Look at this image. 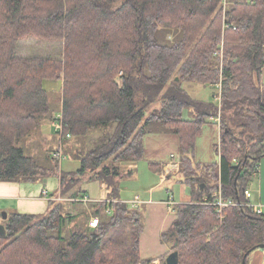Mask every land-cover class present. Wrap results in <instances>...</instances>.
<instances>
[{"label":"trees","instance_id":"trees-1","mask_svg":"<svg viewBox=\"0 0 264 264\" xmlns=\"http://www.w3.org/2000/svg\"><path fill=\"white\" fill-rule=\"evenodd\" d=\"M0 0V181H38L59 171L27 155L19 141L31 136L53 107L45 80H62L63 144L102 129L96 143L74 158L75 171L59 172L62 196L83 195L82 179L100 180L107 201L94 203L96 227L64 236L76 215L50 201L44 216L11 213L0 234V264H155L141 255L142 213L120 199L119 163L141 161L146 127L159 122L180 137L178 174L191 202L178 203L163 232L180 264H243L264 244V213L226 208L216 201L244 200V190L264 157V0ZM181 33L164 44L158 31ZM61 42L62 56H19L20 42ZM184 83L214 85V101L194 98ZM159 109L147 114L155 102ZM192 108L193 119L183 118ZM218 119V163L194 160L204 126ZM66 141V142H65ZM115 166H109L110 159ZM130 175L133 170H130ZM127 174L125 173L124 176ZM85 196V195H84ZM70 204H82L72 200ZM165 260V258H164Z\"/></svg>","mask_w":264,"mask_h":264},{"label":"crops","instance_id":"crops-1","mask_svg":"<svg viewBox=\"0 0 264 264\" xmlns=\"http://www.w3.org/2000/svg\"><path fill=\"white\" fill-rule=\"evenodd\" d=\"M260 82L262 85H264V67L261 72ZM51 103L53 106V112L43 120L39 127L40 131L37 133V137L39 140H42L43 143L49 142L50 134L44 133L41 127L43 124L49 122L55 130L53 123L55 121L54 119L56 115L62 111V95H60L59 99H57L56 104L53 100ZM160 106V101L151 104V106L146 111L147 114L155 109H159ZM195 115L196 113L192 108H187L183 112V118L185 119H193ZM158 124L162 125V127H158ZM153 125L155 126L153 127ZM55 133L59 136L58 148L64 151V146L66 143L63 144L62 137L56 132V130ZM220 138L221 132L219 120L211 119V122L204 126L202 132L197 138L196 160L199 162H205V164L209 165L218 163L220 160V154L218 151L215 153V147L216 142L218 139L220 140ZM144 147L145 154L141 162H149L148 165L150 168L159 173V180L157 183H152L149 185V189L146 190L149 193L148 197H144L143 194L136 190L128 198L122 195L120 196V199L128 202L131 207H134L132 205L134 198L136 196L141 198L142 203H140V205H145L144 214L141 212L144 222V232L141 236L140 242L141 255L145 259H155V264H161L164 261L163 258L166 259L167 255L170 253V245L166 241H163L162 234L170 228L173 221L176 219L175 211L171 210L168 201L173 198L176 205L178 203H189L192 200V196L190 194V188L188 184L180 181L182 182V185H178L180 188V200H178L177 192H174L173 186L171 185L172 181L168 183V181L172 179L173 176L177 175L180 168L181 150L179 135L171 128L159 122L151 123L146 127ZM58 161L60 164V160ZM258 168V172L253 176L258 178V191H255V193H258V196L254 203H262L264 205V162L261 164V167L259 166ZM38 181H0V216H2L4 212H7L8 215L15 212L36 214L39 216L44 215L50 209V201H61L66 199L64 198L65 196H62L61 194L60 177L59 195L56 193L49 195L48 189L41 186ZM95 181H99L103 184V182L100 180ZM89 182L93 181H87L86 183ZM251 182L252 180L249 181L248 187L246 188L250 189ZM159 183L166 184V186H162ZM172 184L175 185L176 183ZM161 187H163L165 190L164 195L155 196V193H157L156 191ZM75 190L76 189H74V191ZM106 191L107 193L105 198L99 196L91 197V193L90 196L85 192L84 195L90 196L91 199L88 202L81 203L87 204H70L69 206L72 205V207H82L83 210L90 209L88 218V225H90V221L94 217H98L95 216L94 210L91 209V205H95L94 203L107 201L109 197V189L107 187ZM84 195H80V197ZM253 195L254 194L252 193L251 200L253 199ZM248 264H264V249L260 248L253 251L248 258Z\"/></svg>","mask_w":264,"mask_h":264},{"label":"rangeland","instance_id":"rangeland-1","mask_svg":"<svg viewBox=\"0 0 264 264\" xmlns=\"http://www.w3.org/2000/svg\"><path fill=\"white\" fill-rule=\"evenodd\" d=\"M231 2V0H223L222 1V12L227 11L228 5ZM158 39L164 43V44H174L175 42H178L182 35L180 32L175 31L174 29L168 27V26H162L158 31ZM63 44L61 42H55L53 41H46V40H38L35 38H29L19 43L17 48V54L19 56H29V55H47L49 53H52L55 56H62L63 54ZM44 87L49 92V95L53 101H56L59 99L60 95H62V80H45L44 81ZM184 87L187 89V91L191 94L192 97L203 99V100H209L214 101L217 103L218 99L215 97V93L219 92V89L214 85H203L198 83H184ZM56 106V105H55ZM53 107V106H52ZM155 125H153L154 127ZM158 127H162V125L158 124ZM41 129L44 133L50 134L49 142L43 143L42 140H39L37 137L38 131H40V128H37L35 132L23 140L19 141L18 145L22 148H24L27 155L32 156L39 164L49 167L50 165H55V162L52 161L53 159L50 157V154L54 153V151L58 150L59 148V136L55 133V130L51 126V123L47 122L42 125ZM102 129H95L92 130L89 135L80 138H76L72 141L68 140V143L64 146V151H62L66 158L60 160L59 164V171L57 173H51L48 176H46L43 179H40L38 182L41 186L46 187L48 189V193L57 195L60 194V184H59V172H69V171H75L80 166V161L77 158H74L75 150L81 152L83 149L87 150L88 147L94 146L96 143V140L101 136ZM63 139V138H62ZM219 139L216 142V151H218L217 147H219ZM66 142V141H65ZM196 154L197 150L195 148L194 153V160L196 163L203 165H209L205 164V162H199L196 160ZM260 167L261 164L264 162V157L260 160ZM149 162H141V161H123L119 163L120 166V172L123 177H118L115 180H119L120 184V196L129 197L131 196L136 190L139 191L141 194H143L144 197H148V192L146 190L149 189V185L152 183H157L159 180V173L155 172L153 169L150 168L148 165ZM109 166H115L113 158L110 159L107 163ZM215 164V163H214ZM130 170H133V174L130 175ZM125 173L127 174L126 176ZM175 179V180H172ZM168 181L170 183H176L173 185L174 192H177L178 200H180L179 194H180V188L178 185H182L180 180L183 181L181 178V175L177 173V175L173 176V178ZM161 180V178H160ZM252 182L250 184V189L252 190L253 199L252 201L255 202L258 193H255V191H258V178L253 177ZM87 180L82 179L80 185L75 187L76 190H79L83 195L85 192L89 194L91 197H103L106 196V187L105 184L100 183L99 181H93L86 183ZM185 182V181H184ZM162 186H166V184L159 183ZM155 193V196H162L165 193V190L163 187L159 188ZM91 193V194H90ZM69 196V195H68ZM64 197L65 200H61L62 202L66 203L68 206L70 205V202L72 201L70 197ZM121 200V199H119ZM87 204V203H82ZM67 206V207H68ZM174 204L171 205L172 211H175ZM91 209L95 210V206L92 204ZM50 210V209H49ZM139 210L141 212H145V205H140ZM69 213L76 215V220L74 222H69V224L64 229V236L69 237L73 232L75 231H81L87 228L88 226V218H89V212L90 209H82V207H72L69 206L68 210ZM83 212V213H82ZM48 213V212H47ZM46 213V214H47ZM174 213V212H173ZM45 215V214H44ZM40 215V216H44ZM176 215V213H175ZM3 216H0V224L4 222ZM170 245V252H172L171 244L172 242H168ZM164 259V258H163ZM155 260V259H153Z\"/></svg>","mask_w":264,"mask_h":264},{"label":"built area","instance_id":"built-area-1","mask_svg":"<svg viewBox=\"0 0 264 264\" xmlns=\"http://www.w3.org/2000/svg\"><path fill=\"white\" fill-rule=\"evenodd\" d=\"M54 128L56 130V132L61 136H66V137H71V135L69 133H65V124L62 120V112L58 113L54 119ZM53 156L55 158H57L58 160H62L64 158H66V155L62 152L61 149H58L56 151H54L53 153ZM259 165L257 166V169L255 170L254 174L255 175L257 172H258V168ZM214 196L217 197L216 201L214 202H209L206 198L203 199V202L207 203V204H213L217 207V213L219 215V217L221 219H223L225 217L224 213H225V209L226 208H229V207H234V206H241V207H249L253 213L255 214H263L264 213V205L262 203H254L252 200H251V197H252V192L250 189L246 188L244 190V200H233L231 198H224L222 196V192L221 190L219 191H216L214 192ZM91 199L90 196H82L81 198L79 199H72V200H76V201H79V202H88L89 200ZM140 203H142V200L139 196H136L134 198V200L132 201V205L133 206H139ZM170 207L171 205L174 204V206L176 205L175 201L173 198H171L169 201H168ZM173 210V209H171ZM98 221H99V218L98 217H94L91 221H90V226L91 227H96L98 225Z\"/></svg>","mask_w":264,"mask_h":264},{"label":"water","instance_id":"water-1","mask_svg":"<svg viewBox=\"0 0 264 264\" xmlns=\"http://www.w3.org/2000/svg\"><path fill=\"white\" fill-rule=\"evenodd\" d=\"M3 218L6 220L8 218V213L4 212L2 214ZM6 229H5V224L1 223L0 224V234H5ZM256 248H261L264 249V244H259L255 247H253L251 250L248 251V253L246 254V257L248 254H250L253 250H255ZM161 264H180L179 263V252L177 250H174L172 252H170L166 259L161 263ZM243 264H246V260H243Z\"/></svg>","mask_w":264,"mask_h":264}]
</instances>
